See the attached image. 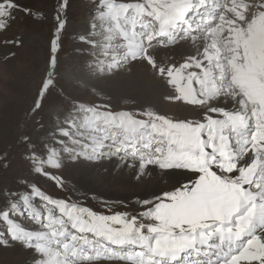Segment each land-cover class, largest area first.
I'll return each mask as SVG.
<instances>
[{"label": "snow or ice", "instance_id": "1", "mask_svg": "<svg viewBox=\"0 0 264 264\" xmlns=\"http://www.w3.org/2000/svg\"><path fill=\"white\" fill-rule=\"evenodd\" d=\"M69 6L53 0L45 13L0 0V62L26 45L12 31L18 19L49 25L25 113L37 135L17 139L28 171L0 188V247L18 245L31 264H264V0H91L76 41L88 70L139 75L168 110L67 92ZM50 97L61 104L46 125ZM9 160L0 151V167ZM103 161L138 191L94 209L64 172ZM41 179L71 194L54 195Z\"/></svg>", "mask_w": 264, "mask_h": 264}, {"label": "rangeland", "instance_id": "2", "mask_svg": "<svg viewBox=\"0 0 264 264\" xmlns=\"http://www.w3.org/2000/svg\"><path fill=\"white\" fill-rule=\"evenodd\" d=\"M24 2L31 6L34 10L39 9L45 13H49L53 0H24ZM69 4L68 18L70 21V35L65 39L64 52L61 54L60 63V73L62 77L61 83L67 92L74 98L86 103L99 102V99L103 98L119 108L125 107L126 105L124 101L128 100L134 102L128 104V107H142L152 104L168 110V106L160 103L159 92L154 93L151 89L147 91L149 95L146 94L147 96L153 95V99L150 100H137L132 99L133 97H115L103 91L100 85L105 84V81L109 80V77L97 75L88 70V67L93 63V61L82 56V53L87 54V50L76 43L78 34L83 32L81 30V26L87 24L86 21L83 22L78 19V14L82 13L84 19L89 20L91 0H69ZM71 25L73 26L71 27ZM48 27L49 25L46 23H33V21L27 17L18 19L17 23L13 26L12 31H21L26 38V45L23 49L19 50L18 58L15 61H12L10 64L0 62V107L4 101V97L12 104V107H6L7 109H3L2 112H0V122H3L7 129L5 134L0 135V151H7L10 156L9 167L7 169L0 167V188H3L4 186L12 187L17 178L26 175L28 171V164L22 156V146L17 142V139L20 135L25 133L33 135L34 137L37 135L34 131L35 125L31 120L26 118L25 113L32 104L43 75ZM3 51L6 50H0V55L3 54ZM24 74V80L29 82L31 88L25 91L12 90L14 86H18L17 81L21 79L22 76L24 77ZM115 76L116 75H111L112 78H115ZM93 89L101 95L98 96L95 94ZM137 90L138 89H134V93H137ZM22 104H24V106ZM60 104L61 101L59 98H49V101L45 104L44 109L40 113L46 125L50 123L51 119H54L55 114L59 110ZM172 110L174 111L175 109L173 108ZM10 118L12 120H17L16 127L14 124L9 125L11 122L7 123V120ZM21 125H24V127H21ZM72 170L73 167L69 165L68 169L64 172L65 178L69 180L70 188L74 186L79 189L81 194H86L87 198L85 202L87 205L93 207L94 209H98L99 200L103 197L90 191L87 192L81 188L77 184L76 180L70 178L69 174ZM40 183L45 190L54 195L67 198L71 194L70 192L58 191V189L50 181L45 179H41ZM103 199L109 201H119L124 198H119L118 200H111L107 198ZM0 264H31V256L27 251L18 245L10 244L8 247H0Z\"/></svg>", "mask_w": 264, "mask_h": 264}, {"label": "bare ground", "instance_id": "3", "mask_svg": "<svg viewBox=\"0 0 264 264\" xmlns=\"http://www.w3.org/2000/svg\"><path fill=\"white\" fill-rule=\"evenodd\" d=\"M81 14H78L79 15L78 19L82 20L83 22L84 21L87 22L88 20L84 19L83 14L82 15ZM86 25L81 26V30L83 32L85 30ZM72 26L73 25H71V27ZM82 56L88 58L86 53L84 54L82 53ZM44 70L45 67L43 68V72ZM107 77H109V80L105 81V84L100 86L104 92H106L111 96L129 97V98L133 97L132 99H137V100L139 99L150 100L153 99L152 97L153 95L147 96L146 94L149 95V93L147 92L148 90L151 89V91L154 93L159 92V89L155 87L152 83L143 80L139 75H134L133 73L123 72L120 74H116L115 78H112L111 76H107ZM24 79H25V74L24 77L22 76V78L17 81L18 86H14L12 90L25 91L27 89H30L31 87L29 82H26ZM134 89H138L137 91L141 93L138 92L134 93ZM22 105L24 106V104ZM6 107H12V104L9 103L8 100L4 97V101L0 107L1 108L0 112H2L3 109H7ZM7 123H9V125L14 124V126L16 127L17 120L16 119L12 120L10 118L7 120ZM6 130L7 129L4 126V123L0 122V135L5 134ZM76 174L78 175V177ZM69 176L73 180H76L77 184L85 191L93 192L95 194L101 195L103 198H107L111 200H118L119 198L121 199V198L129 197L133 192L138 191V189H136L133 186V184L128 182V174L126 173L121 174L119 169L114 168L113 165L108 161H103L100 162L99 164H88L84 166L75 167L70 172Z\"/></svg>", "mask_w": 264, "mask_h": 264}]
</instances>
